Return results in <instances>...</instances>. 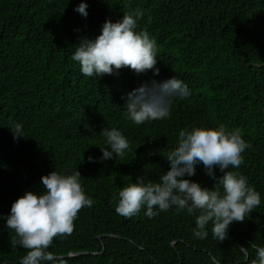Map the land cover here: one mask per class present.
<instances>
[{"label":"trees","instance_id":"trees-1","mask_svg":"<svg viewBox=\"0 0 264 264\" xmlns=\"http://www.w3.org/2000/svg\"><path fill=\"white\" fill-rule=\"evenodd\" d=\"M82 2L86 18L75 11ZM137 8L145 10L137 30L156 43L159 75L123 67L84 76L71 59L81 39H95L107 20ZM173 76L191 95L175 99L169 117L137 125L125 116L127 93ZM14 122L25 136L14 139ZM221 126L250 144L239 169L230 170L261 194L224 241L212 238L211 223L207 238L194 237L199 211L173 208L153 218L146 209L131 217L115 211L124 187L141 177L158 182L170 170L165 156L179 130ZM106 127L120 130L130 147L102 161ZM54 170L79 171L94 201L78 211L71 235L54 238L49 251L58 264H210L209 253L220 264H253L251 244L264 246V0H0V217L26 191L44 192L41 178ZM190 179L214 187L202 164ZM14 236L0 219V264H19L27 254L12 246Z\"/></svg>","mask_w":264,"mask_h":264},{"label":"clouds","instance_id":"clouds-1","mask_svg":"<svg viewBox=\"0 0 264 264\" xmlns=\"http://www.w3.org/2000/svg\"><path fill=\"white\" fill-rule=\"evenodd\" d=\"M88 7L82 2L75 11L86 18ZM144 16L145 10L137 8L134 12L124 13L121 20H107L95 39L82 38L71 56L79 64L81 73L86 77L101 78L129 67L138 75L149 70L159 75L156 43L146 30H137L138 21ZM151 20L149 16L148 22ZM190 95L189 85L177 76L144 83L127 93L125 116L137 125L165 119L170 116L175 99ZM10 128L14 139L25 136L21 123L14 122ZM101 134L106 138V147H100L102 161L123 156L130 147L128 139L116 128L106 127ZM249 147L238 129L228 131L223 126L181 129L177 147L165 156L170 170L164 171L158 182H145L141 177L124 187L118 193L115 211L131 217L146 209L144 214L149 218L173 208L186 210L190 215L199 211L192 230L194 237L207 238V226L211 223L212 238L222 242L228 237L233 222L245 221L247 215L261 204V194L249 185L247 178L230 170L239 169L243 163L242 154ZM88 159L94 162L96 158L90 156ZM200 164L214 180L212 189L190 179L196 175ZM217 168L222 175L217 176ZM80 178L79 171L64 175L54 170L41 178L44 192L26 191L13 202L10 214L0 217L6 221L7 229L15 233L12 246L27 250L19 264H58L59 258L49 251L54 238L71 235L78 211L94 203L82 188ZM251 247L256 250L257 257L253 264H264V246L252 243ZM240 251L248 255L247 247H240ZM67 255L72 257L74 254L69 252ZM209 259L210 264H220L211 253Z\"/></svg>","mask_w":264,"mask_h":264},{"label":"water","instance_id":"water-1","mask_svg":"<svg viewBox=\"0 0 264 264\" xmlns=\"http://www.w3.org/2000/svg\"><path fill=\"white\" fill-rule=\"evenodd\" d=\"M105 250V249H104ZM81 255H89L88 253H84V254H81ZM97 255V254H96Z\"/></svg>","mask_w":264,"mask_h":264}]
</instances>
